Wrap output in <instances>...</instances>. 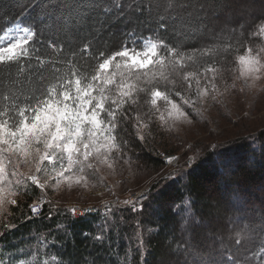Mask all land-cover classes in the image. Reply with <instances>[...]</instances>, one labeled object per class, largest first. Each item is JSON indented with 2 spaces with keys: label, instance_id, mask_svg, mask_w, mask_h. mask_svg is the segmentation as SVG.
<instances>
[{
  "label": "snow or ice",
  "instance_id": "obj_1",
  "mask_svg": "<svg viewBox=\"0 0 264 264\" xmlns=\"http://www.w3.org/2000/svg\"><path fill=\"white\" fill-rule=\"evenodd\" d=\"M31 10H36L35 18L0 43V70L16 77L31 74L33 61L39 63L43 52L59 54L53 66L77 59L87 66L74 65L64 76L56 67L55 83L0 107V212L18 206L30 188L44 192L62 183L88 187L100 165L128 163L133 140L147 143L144 130L150 126L171 129L191 123L198 105L216 99L215 81L231 74L235 50L246 49L238 56L240 91L264 90V0H27L19 15ZM223 35L234 43L202 71H189L197 67L194 54L222 43ZM189 40L195 44L186 47ZM219 163L232 171L242 166L226 154H220ZM25 166L29 174L21 171ZM143 199L123 204L143 212ZM45 203L51 213L54 206L41 196L30 206L31 215H40ZM233 207L246 211L242 196ZM66 211L81 214L75 206ZM184 223L187 238L166 250L174 264H239L234 253L199 238V230L208 225L203 219L197 222L190 209ZM259 230L264 231V221ZM102 231L106 236L107 226ZM93 239L94 246L105 242L101 235Z\"/></svg>",
  "mask_w": 264,
  "mask_h": 264
},
{
  "label": "trees",
  "instance_id": "obj_2",
  "mask_svg": "<svg viewBox=\"0 0 264 264\" xmlns=\"http://www.w3.org/2000/svg\"><path fill=\"white\" fill-rule=\"evenodd\" d=\"M26 2L0 0V41L11 23L27 24L35 18L36 10L19 15ZM55 2L51 0V3ZM103 2L110 4L111 0ZM219 40L222 43L208 44L203 53H195L197 67L188 70L202 71L220 57L228 44L234 43L228 35ZM193 44L195 41L185 42L186 47ZM244 50L233 52L231 59L235 64L230 65L231 74L217 78L216 92L225 94L226 90H234L236 57ZM57 56L59 54L43 52L39 63L33 61L36 70L31 74L26 72L16 77L0 70V107L11 103L15 97L36 94L47 84L55 83L56 67L60 68L58 75L64 76L69 68L75 70L74 65L87 66L86 61L79 59L73 64L53 66ZM214 95L215 100L209 98L198 105V112L193 111L192 122L196 129L187 130L189 125L171 129H151L150 126L144 130L149 133L147 143L133 140L132 150L126 157L128 163H118L115 168H108L106 164L99 166L92 176L94 186L111 182L109 177L120 180L114 183L116 201L109 205L111 211H88L73 216L66 211L70 207L57 200L51 189L47 193L30 188L27 195L18 198V206H8L0 214V264H68L69 258L72 264H84L85 260L92 264L93 258L96 264H144L145 259L147 264H174L166 250L169 245L173 248L182 245L187 238L184 222L189 209L197 222L203 219L208 225L198 232L206 244H215L221 250L234 253L239 264H264V231L259 230L264 221V191L260 190L264 184V125L254 127L253 121L247 118L231 123L233 109L226 104L223 95V100L216 93ZM5 96L10 99L5 101ZM227 99L231 101L232 98ZM232 105L240 108L236 102ZM225 120L232 125L230 128L226 127ZM211 126L220 132L210 131ZM204 133L186 147L190 140ZM179 152L177 162L165 170L162 153ZM220 154L239 159L242 166L236 171L222 169ZM21 171L26 174L23 168ZM149 177V184L144 186L146 197L140 201L145 205L144 211L133 212L131 204H123L124 200L136 201L126 192L131 188L135 192ZM41 196L51 202L53 211L49 213L50 205L45 203L43 212L33 217L30 206ZM237 196H242L245 201L243 213L233 207ZM57 207L62 211L57 212ZM6 224L11 227L5 228ZM105 226L106 236L102 231ZM97 235L105 237L102 247L98 242L94 246L93 238ZM236 239L241 240L239 246L235 244ZM22 256L26 258L17 260Z\"/></svg>",
  "mask_w": 264,
  "mask_h": 264
},
{
  "label": "rangeland",
  "instance_id": "obj_3",
  "mask_svg": "<svg viewBox=\"0 0 264 264\" xmlns=\"http://www.w3.org/2000/svg\"><path fill=\"white\" fill-rule=\"evenodd\" d=\"M20 24H22V23L19 21L11 23L10 28L4 34L0 43H3L5 40V37H8V34ZM242 54H246V49L244 50L243 53H241L239 55H242ZM238 56L236 57L237 73L234 77L235 78L234 79L235 85H236L234 90L231 92H228L226 90L225 94H223V93L221 94L219 92H215V93H216L217 97H219L222 100H223V96H224L226 104L229 106V108L233 109L232 110L233 114L231 115L232 118L230 119L231 123H233V122L238 123L240 121V118H243V119L247 118L248 120L253 121L251 123L252 126L260 127L261 125H264V90L257 88L255 91H249L247 89L243 92L240 91L242 79H236V77L239 75V68H240ZM232 84H233V82H232ZM227 98H230V99L232 98V99H231V101H228ZM234 102H236V104L238 106H240V108L233 107L232 104ZM227 121L225 122V125H226V127L230 128L232 125L230 123H227ZM181 125H183V127H186L189 125L190 127L187 128V130L196 129L193 122L190 125V123L188 124L187 121H183V123ZM198 128H201V127H198ZM213 128H215V127L211 126L210 131H213L215 133L220 132V129L214 130ZM197 134H199L198 131H197ZM205 134L206 133L200 134L199 136H197L196 138H193V139L191 137L192 141L190 140L187 143L186 147H188L191 142H193L194 140L198 139L199 137H201ZM179 154H180V152L178 154H171V155H166V154L162 153L163 158L166 161L165 170L172 168V165H174L177 162ZM100 167H102V166H100ZM23 169L26 171V174H29V168L27 166H25ZM108 180H110L111 182H107L104 186H94V180H93V177H91L89 185L86 188L83 186H75V185L72 188H69L67 186V184L62 183L59 186V188H55V189H51V190L54 191L53 195L57 200H60V201L62 200L70 208L75 206L78 210L82 211L85 208L86 209H90V208L92 209L95 206L109 205V203L116 200V197L115 196L113 197V193L115 192L114 190H116L114 183L116 181H120V180L117 177H109ZM149 181H150V177L145 179V181L143 182V184L140 187H138V188L136 187L137 190L135 192H139L141 190H144V186L149 184ZM41 182H43V181H41ZM133 190L134 189L131 188L126 193L130 194V197L132 199H135L133 197V195L135 193V192H133ZM260 190L264 191V184L262 186H260ZM45 192L48 193V189L45 190ZM44 198L46 199V197H44ZM7 207L8 206H6V208ZM105 210H106V207L104 208V211ZM1 213L2 212H0V214Z\"/></svg>",
  "mask_w": 264,
  "mask_h": 264
},
{
  "label": "built area",
  "instance_id": "obj_4",
  "mask_svg": "<svg viewBox=\"0 0 264 264\" xmlns=\"http://www.w3.org/2000/svg\"><path fill=\"white\" fill-rule=\"evenodd\" d=\"M140 196H143L144 198L146 197V194L143 193V190H141L139 192H136L133 195L134 198H138ZM104 206H95L94 208H92V209L90 208L88 210H89V212H94V211H97V210H100V212H103L104 211ZM81 214H83V210L81 211Z\"/></svg>",
  "mask_w": 264,
  "mask_h": 264
}]
</instances>
